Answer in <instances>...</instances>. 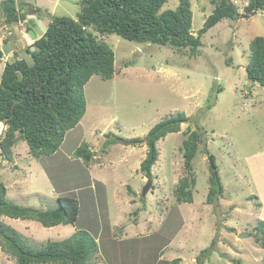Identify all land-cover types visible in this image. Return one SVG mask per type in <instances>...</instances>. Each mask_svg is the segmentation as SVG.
I'll return each mask as SVG.
<instances>
[{
    "label": "rangeland",
    "instance_id": "rangeland-1",
    "mask_svg": "<svg viewBox=\"0 0 264 264\" xmlns=\"http://www.w3.org/2000/svg\"><path fill=\"white\" fill-rule=\"evenodd\" d=\"M20 1L16 0L18 5ZM22 1L28 7L26 26L37 33L51 17L77 18L81 11L80 0ZM229 1L238 17L223 19L203 33L200 55L94 32L114 52V76L103 80L92 75L84 85L85 113L62 148L34 157L26 142L19 140L12 147L11 160L0 155V182L8 201L48 210L58 206L56 190L78 200V218L62 227L6 216L0 221L16 229L33 247L62 240L83 228L97 243L98 251L92 257L97 264H140V260L157 264L160 258L165 263L176 257L180 264H196L205 247L210 251L201 258L202 264H227L239 257L242 264H264L259 259L264 257L257 241L260 232L253 230L261 210L264 213V86L251 82L245 72L251 40L264 36V11H247L248 0ZM178 2L168 0L162 9H173ZM216 2L190 0L192 34L198 36ZM35 8L39 9L37 20L29 10ZM8 26L0 12V76L6 60L28 57L25 48L32 41L29 30L21 32V27H13L5 41ZM217 87L222 91L214 99ZM180 111L190 120L181 123L178 132L157 141L152 184L143 196L149 179L139 167L146 145L124 140L144 139L154 124ZM187 126L202 132V141L192 162L193 199L179 202L174 190L188 176L181 149ZM5 128L0 123V134ZM82 142L95 154L88 164L75 152ZM209 158L215 160L223 185L213 203L207 202ZM115 191L121 193L119 198ZM114 225L133 226L139 237L119 241L126 233L117 234ZM150 233L157 237L141 238ZM0 264H16L1 247Z\"/></svg>",
    "mask_w": 264,
    "mask_h": 264
},
{
    "label": "trees",
    "instance_id": "trees-1",
    "mask_svg": "<svg viewBox=\"0 0 264 264\" xmlns=\"http://www.w3.org/2000/svg\"><path fill=\"white\" fill-rule=\"evenodd\" d=\"M167 1L80 0L81 11L77 18L53 16L41 33L32 30L35 38L25 48L28 57L6 60L0 76V122L6 123L0 135L1 157L11 160L12 147L19 140L26 142L29 153L34 157L52 155L58 151L65 135L79 124L86 110L84 85L92 75H98L103 80L114 76V52L96 36V32L101 36L117 34L134 42L186 49L189 55L195 56L200 55L203 33L223 19L238 17L236 7L229 0H211L216 5L196 36L191 32L190 0H179L173 9H162ZM26 8L28 10L22 0L19 5L16 0H0L3 22L9 25L6 36H3L5 41L13 34V27H21V32L30 30L26 26L29 23ZM245 8L247 11H264V0H248ZM29 10L34 13L33 19L37 20L39 9ZM249 51L245 66L247 78L264 86V36H255L249 44ZM1 57L0 50V60ZM220 91L221 87L215 88L212 97L216 99ZM208 106L210 108L211 104ZM189 120L180 111L154 124L144 139L124 140L132 145L145 143V157L139 169L146 178L153 177L151 168L158 158L157 141L168 133L178 132L181 123ZM184 133L186 137L182 140L181 149L188 176L180 180L174 191L177 201L191 202V186L196 182L192 162L202 141V132L187 126ZM75 152L86 164L95 157L86 142H82ZM209 171L207 202L213 203L223 192L213 158L212 164L209 160ZM57 202L58 206L48 210L13 204L6 198V188L0 182V217L30 219L44 227L74 224L79 214L78 200L59 195ZM253 230L260 232L257 241L264 248V220H259ZM0 247L14 257L16 264H97L92 261L98 251L97 243L83 228H77L62 240H48L39 247H33L16 229L0 221ZM209 251L210 247L202 249L196 264H202L201 258ZM180 260L176 257L157 264H179Z\"/></svg>",
    "mask_w": 264,
    "mask_h": 264
},
{
    "label": "crops",
    "instance_id": "crops-1",
    "mask_svg": "<svg viewBox=\"0 0 264 264\" xmlns=\"http://www.w3.org/2000/svg\"><path fill=\"white\" fill-rule=\"evenodd\" d=\"M78 126V125H77ZM76 126V127H77ZM75 127V128H76ZM74 130V128L72 129V130H70L66 135H65V138H64V141L62 142V144H64V142H65V140H66V137H67V135L70 133V132H72ZM61 144V145H62ZM61 145H60V147H59V149H58V151L62 148L61 147ZM57 153V152H56ZM6 193H7V191H6ZM115 193V196H116V198H119V196H120V194L121 193H119V191H115L114 192ZM60 194V192H57L56 190L54 191L53 190V195H55V196H57L58 197V195ZM48 198V197H47ZM261 215V216H260ZM260 215H259V217H260V220H264V213H263V211L261 210V212H260ZM263 216V217H262ZM114 226H116V227H118V225H114ZM56 227H62V226H60V225H56ZM119 232H117V234L118 233H123L124 231V233H126L125 234V236H124V238H119L118 240L119 241H121V240H124V239H128V238H131V237H139V236H136V232H135V229H134V227L133 226H129V225H124L122 228L121 227H118V229H117ZM149 230V229H148ZM123 231V232H122ZM114 232V231H113ZM156 232V231H155ZM117 234L114 236V234L112 233V235L114 236V237H116L117 236ZM153 237H157V235H156V233H150V234H143L142 235V237L141 238H147V239H149V238H153ZM261 248V247H260ZM163 252H161L160 254H162ZM180 258V257H179ZM259 259H264V257L262 256V257H259ZM162 259L160 258L159 259V261H161ZM236 261L234 262V260H232L231 262H227V264H242V261H241V257H239L238 258V260L237 259H235ZM180 263H181V260H180ZM179 263V264H180ZM204 263H206L207 264V261L206 262H204ZM203 263V264H204ZM140 264H144V262H142L141 260H140ZM226 264V263H225Z\"/></svg>",
    "mask_w": 264,
    "mask_h": 264
},
{
    "label": "water",
    "instance_id": "water-1",
    "mask_svg": "<svg viewBox=\"0 0 264 264\" xmlns=\"http://www.w3.org/2000/svg\"><path fill=\"white\" fill-rule=\"evenodd\" d=\"M29 34H30V36H31L32 38H35V34H34V32H33L32 30H29ZM1 123L3 124L4 127H6V123H5V121H2ZM209 160H210V163L212 164V159L209 158ZM151 184H152V180L149 179V180L147 181L146 185H145V186L143 187V189H142V195H143V196L147 193V191H148L149 187L151 186ZM240 236L243 237V235H240Z\"/></svg>",
    "mask_w": 264,
    "mask_h": 264
},
{
    "label": "built area",
    "instance_id": "built-area-1",
    "mask_svg": "<svg viewBox=\"0 0 264 264\" xmlns=\"http://www.w3.org/2000/svg\"><path fill=\"white\" fill-rule=\"evenodd\" d=\"M31 43H32V41H31ZM31 43H29V44H31ZM1 162V161H0Z\"/></svg>",
    "mask_w": 264,
    "mask_h": 264
},
{
    "label": "clouds",
    "instance_id": "clouds-1",
    "mask_svg": "<svg viewBox=\"0 0 264 264\" xmlns=\"http://www.w3.org/2000/svg\"><path fill=\"white\" fill-rule=\"evenodd\" d=\"M0 123H1V122H0ZM1 124H2V123H1ZM0 135H1V134H0ZM1 162H2V161H1ZM1 162H0V163H1Z\"/></svg>",
    "mask_w": 264,
    "mask_h": 264
}]
</instances>
